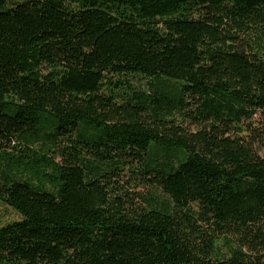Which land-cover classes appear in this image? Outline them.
<instances>
[{
	"label": "trees",
	"instance_id": "obj_1",
	"mask_svg": "<svg viewBox=\"0 0 264 264\" xmlns=\"http://www.w3.org/2000/svg\"><path fill=\"white\" fill-rule=\"evenodd\" d=\"M0 204V264H264V0H0Z\"/></svg>",
	"mask_w": 264,
	"mask_h": 264
},
{
	"label": "rangeland",
	"instance_id": "obj_2",
	"mask_svg": "<svg viewBox=\"0 0 264 264\" xmlns=\"http://www.w3.org/2000/svg\"><path fill=\"white\" fill-rule=\"evenodd\" d=\"M127 80L129 81V83H131L137 88L138 87L145 88L148 86V83H149V79L142 78L140 76L128 77ZM118 86L115 87V91L120 90V87ZM104 89L106 90L107 88H104ZM190 127L193 128V126H190ZM139 189L141 193L143 194H147L149 193V191L153 190L152 188H149V187L148 188L142 187ZM16 219H18V215L10 207L0 204V225L8 221L16 220Z\"/></svg>",
	"mask_w": 264,
	"mask_h": 264
}]
</instances>
